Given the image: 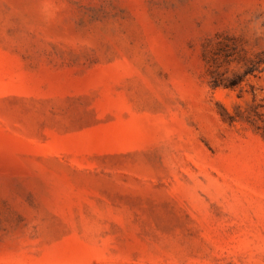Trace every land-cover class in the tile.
<instances>
[{
  "label": "rangeland",
  "instance_id": "1",
  "mask_svg": "<svg viewBox=\"0 0 264 264\" xmlns=\"http://www.w3.org/2000/svg\"><path fill=\"white\" fill-rule=\"evenodd\" d=\"M0 264H264V0H0Z\"/></svg>",
  "mask_w": 264,
  "mask_h": 264
}]
</instances>
